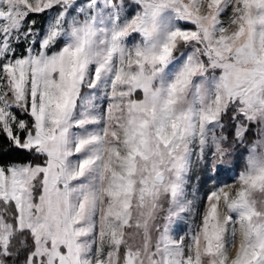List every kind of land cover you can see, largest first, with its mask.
Here are the masks:
<instances>
[{
  "label": "snow or ice",
  "instance_id": "snow-or-ice-1",
  "mask_svg": "<svg viewBox=\"0 0 264 264\" xmlns=\"http://www.w3.org/2000/svg\"><path fill=\"white\" fill-rule=\"evenodd\" d=\"M0 264H264V0H0Z\"/></svg>",
  "mask_w": 264,
  "mask_h": 264
},
{
  "label": "rangeland",
  "instance_id": "rangeland-1",
  "mask_svg": "<svg viewBox=\"0 0 264 264\" xmlns=\"http://www.w3.org/2000/svg\"><path fill=\"white\" fill-rule=\"evenodd\" d=\"M241 163H242V161H241ZM231 175H232L231 173H222L219 179L221 181L231 182ZM193 184H195V180L193 181ZM201 191H203V189ZM187 227H188V224H187V222H185L184 231H187Z\"/></svg>",
  "mask_w": 264,
  "mask_h": 264
},
{
  "label": "trees",
  "instance_id": "trees-1",
  "mask_svg": "<svg viewBox=\"0 0 264 264\" xmlns=\"http://www.w3.org/2000/svg\"><path fill=\"white\" fill-rule=\"evenodd\" d=\"M5 161H7L8 159H11L13 158L12 156H5V157H2Z\"/></svg>",
  "mask_w": 264,
  "mask_h": 264
}]
</instances>
